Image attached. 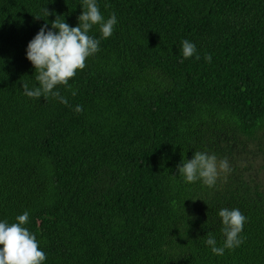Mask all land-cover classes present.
<instances>
[{
    "label": "trees",
    "instance_id": "16d2710c",
    "mask_svg": "<svg viewBox=\"0 0 264 264\" xmlns=\"http://www.w3.org/2000/svg\"><path fill=\"white\" fill-rule=\"evenodd\" d=\"M97 3L115 31L90 30L99 51L55 89L63 104L24 94L26 48L45 19L77 26L82 0H0V221L29 212L41 264H264V0ZM194 151L231 172L185 182ZM222 208L248 220L219 256Z\"/></svg>",
    "mask_w": 264,
    "mask_h": 264
},
{
    "label": "clouds",
    "instance_id": "9594fccd",
    "mask_svg": "<svg viewBox=\"0 0 264 264\" xmlns=\"http://www.w3.org/2000/svg\"><path fill=\"white\" fill-rule=\"evenodd\" d=\"M81 7L77 26L70 27L64 16L61 18L62 15H55V19L51 21V28H48L45 19V24L28 42L26 58L34 67V78L39 85L29 89L27 83H22L24 94L29 98L53 97L67 104V99L60 96L55 89L60 85L71 87L68 81L76 75L77 69L82 70L86 67V57L99 51L100 39L90 35V30L98 26L103 39L113 35L117 24L114 12L105 19L97 0H82ZM105 7L110 5L106 4ZM42 11L46 18L54 15L45 7ZM34 18L42 17L37 15ZM182 55L184 59L193 56L200 59L196 45L187 39L182 41ZM205 59L210 62L211 55H206ZM82 110V106L79 105L75 108L76 112ZM231 170L227 158L218 160L215 154L201 151H194L191 159H181L177 165V173L185 182L195 183L201 180L208 187L215 186L221 172L227 174ZM29 215L26 210L16 216L13 223L7 220L0 221V264H41L47 259L46 253L38 248L39 242L35 235L24 227ZM218 216L221 218V232L224 236L223 246H217L211 232L207 234L206 244L211 247L213 254L222 256L225 249H234L243 242L240 233L248 218L237 208H222Z\"/></svg>",
    "mask_w": 264,
    "mask_h": 264
},
{
    "label": "rangeland",
    "instance_id": "374dc122",
    "mask_svg": "<svg viewBox=\"0 0 264 264\" xmlns=\"http://www.w3.org/2000/svg\"><path fill=\"white\" fill-rule=\"evenodd\" d=\"M247 154H249V153H247Z\"/></svg>",
    "mask_w": 264,
    "mask_h": 264
}]
</instances>
